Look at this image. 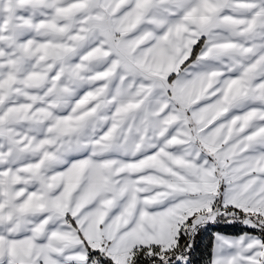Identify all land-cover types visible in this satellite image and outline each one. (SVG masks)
<instances>
[{
  "label": "snow or ice",
  "instance_id": "obj_1",
  "mask_svg": "<svg viewBox=\"0 0 264 264\" xmlns=\"http://www.w3.org/2000/svg\"><path fill=\"white\" fill-rule=\"evenodd\" d=\"M0 264H264V0H0Z\"/></svg>",
  "mask_w": 264,
  "mask_h": 264
},
{
  "label": "trees",
  "instance_id": "obj_2",
  "mask_svg": "<svg viewBox=\"0 0 264 264\" xmlns=\"http://www.w3.org/2000/svg\"><path fill=\"white\" fill-rule=\"evenodd\" d=\"M229 231H234V230H232V229H229ZM205 243H207V241H206Z\"/></svg>",
  "mask_w": 264,
  "mask_h": 264
}]
</instances>
